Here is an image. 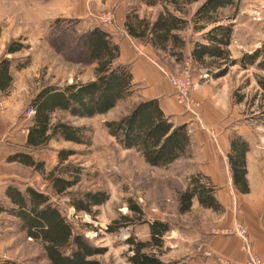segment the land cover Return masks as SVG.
I'll use <instances>...</instances> for the list:
<instances>
[{
    "label": "rangeland",
    "instance_id": "rangeland-1",
    "mask_svg": "<svg viewBox=\"0 0 264 264\" xmlns=\"http://www.w3.org/2000/svg\"><path fill=\"white\" fill-rule=\"evenodd\" d=\"M203 1L206 0L187 6V14L184 16L177 13L178 16L190 21L186 30L180 32L188 42L182 61H177L175 57L162 51L160 54L161 60L169 68L176 66L170 58L179 64L178 72L169 73V75H181L185 69H190L194 80L193 90L198 84L210 81L213 73L218 71V66L222 65L208 59V66H201L195 64L191 57L192 43L203 42L202 35L213 27L209 26L203 33H193L191 19ZM120 5L124 6L127 14H137L139 18H146L151 22L156 20L162 10L161 6L148 7L136 0L0 2V61L10 59L13 65L12 87L7 93L0 92V171L4 169L5 174L17 176V179L10 180L15 182L14 184L18 183L22 186L28 184L37 189L49 191L48 179L52 171L55 172V176L72 180V173L75 174L76 169L81 170V181L68 194L60 197L53 196V201L73 225L75 232L82 236L90 247L103 250L101 254L94 257L102 264H130L128 258L132 252L127 241L131 237L137 241L150 240V226L143 221L154 220L168 222L172 229L164 237L163 247L154 250L163 261H177L183 258L182 260L187 263L201 264L205 262L202 256L205 250L199 247L201 243L194 242L198 233L193 234L192 231L204 226L207 232L213 233V226L220 229L219 214L223 223L235 218L241 221L244 218L242 216L245 215L242 210L251 206L259 207V216L256 217L262 219L264 191H255L249 196L240 195L238 201L232 198L233 200L226 207L220 209L219 214L218 211L203 210L202 207L197 206L196 200L190 212L180 213L179 195L188 189L193 179L190 180V178L199 172L198 152L195 151L193 158H182L167 168H153L139 153L123 148L106 128L107 122L121 119L137 104L136 91L133 96L120 102L106 115L93 119L72 120L75 125H85L89 128L91 146L54 140L42 149L25 148V136L28 135L33 116L28 114L30 102L44 86L64 87L75 82L87 83L92 78H96V65L83 61L82 50L75 46L77 38L84 31L95 26L106 28V31L116 27L117 11ZM40 11H43L42 19H38ZM235 12L226 9L222 16L227 18ZM236 13L235 20L231 22L234 26L232 44L228 47L234 60L241 59L246 54L244 51L251 52L255 45L260 44L264 48V0H241ZM108 16L113 17L112 24L103 23ZM57 20L63 22L55 27ZM67 21L76 23L71 25ZM222 24L230 23L224 20ZM70 26L76 30L74 35L76 40L73 38L62 44L61 41L55 42L51 39V33L55 29L64 31ZM11 42L22 44L25 48L16 54L7 55L6 49ZM24 65L27 67L18 68ZM228 69V73L222 78L225 83H228L229 91H232L231 102L224 120L218 126L239 136L264 125V122H261L264 119V91L257 83L258 77L264 78V71L255 66L243 70L238 64ZM231 87H233L232 90ZM194 102L198 105L195 110L196 117L201 122L198 111L200 104ZM63 116L58 114L56 118ZM60 150H73L75 154L61 164L58 156ZM12 153L31 155L35 163L39 164L38 168L28 167L19 162L10 164L8 154ZM254 178L256 183L264 186V168H261V172ZM5 187L6 184H0V203L5 202ZM212 188L214 194L217 193V187ZM99 191L107 192L109 199L103 205L94 207L91 214L79 212L70 204L74 196ZM129 200L141 206L144 213L142 221L129 211ZM123 216H130L135 221L125 223L122 220ZM17 222L6 213L0 214V261L50 264L45 258L43 247L20 232ZM241 224L246 226L244 222L238 225ZM111 225L117 230L109 232L108 228ZM234 230H236L235 227ZM234 230L227 231L234 234ZM177 232L183 239L177 237ZM247 241L250 242L249 232ZM244 245L245 242L243 247ZM196 257L200 258V261L194 260Z\"/></svg>",
    "mask_w": 264,
    "mask_h": 264
},
{
    "label": "trees",
    "instance_id": "trees-1",
    "mask_svg": "<svg viewBox=\"0 0 264 264\" xmlns=\"http://www.w3.org/2000/svg\"><path fill=\"white\" fill-rule=\"evenodd\" d=\"M148 7L161 6L155 21L139 18L137 14H127L124 28L133 39L150 44L155 49L165 52L182 61L183 52L188 44L180 32L186 30L190 21L177 13L187 14L186 7L201 0H136ZM241 0H206L194 13L191 23L193 33H203L209 26L210 30L202 35L201 41L192 43L191 57L195 64L208 66V59L213 63H221L214 78H222L229 67L240 66L243 70L255 66L264 71V48L251 54L246 53L241 59L234 60L228 47L232 44L236 12ZM226 9L236 11L227 18L222 16ZM227 20L230 24H222ZM63 21L57 20L55 27ZM74 25L76 22L67 21ZM67 28L64 31L55 29L51 39L55 42L67 43L75 39L76 30ZM1 37V30H0ZM75 46L82 50L83 61L96 65V78L87 83H72L64 87L44 86L32 99L28 109L34 110L25 148L37 150L47 147L51 141L63 140L77 145L91 146L89 128L85 125H75L74 119H93L106 115L118 106L120 102L133 96L137 85L129 65L118 64L121 49L113 40L111 34L101 26L92 27L83 32ZM74 46V47H75ZM25 48L22 44L11 42L6 49L7 55L16 54ZM77 48V47H76ZM27 65L18 66L26 68ZM12 61H0V92L7 93L13 83ZM213 72V71H212ZM257 83L264 91V78L258 77ZM58 114L63 117L56 118ZM71 120V121H70ZM109 134L127 150L139 153L145 162L153 168H167L178 160L191 154V136L187 125L175 126L163 112L158 100H146L133 106L131 111L117 121L106 123ZM250 147L241 136L231 139L228 153L233 184L239 193H249L247 180V153ZM75 152L60 150V163L63 164ZM9 162L23 163L37 169L32 156L16 153L8 158ZM80 171L72 173V180L49 175V191L37 189L31 185L10 184L4 193V203H0V214L6 213L16 219L20 232L32 241L39 243L44 250L45 258L50 264H102L94 257L103 250L90 247L84 238L75 232L73 225L67 220L59 206L53 201V196H63L80 181ZM197 197L201 206L219 211L222 206L214 196L212 187L202 184L200 179L193 178L187 190L179 195L180 213L191 210L192 201ZM109 199L107 192H86L71 198L70 204L79 212L91 214L94 207L101 206ZM129 211L143 220L141 206L129 200ZM125 223H132L133 218L123 216ZM150 226V240L137 241L131 237L128 262L130 264H189L184 260L165 262L154 252L164 245V237L172 229L168 222L160 220L143 221ZM117 229L111 225L109 232ZM0 264H21L12 260H1Z\"/></svg>",
    "mask_w": 264,
    "mask_h": 264
},
{
    "label": "crops",
    "instance_id": "crops-1",
    "mask_svg": "<svg viewBox=\"0 0 264 264\" xmlns=\"http://www.w3.org/2000/svg\"><path fill=\"white\" fill-rule=\"evenodd\" d=\"M7 1L9 0H0V2ZM38 14L40 15L38 19L44 17L43 11ZM126 14L124 6L120 5L117 11V26L107 30L121 49V55L117 63L131 67L134 83L137 85L135 93L137 94V103L146 100H158L163 112L175 126L187 125L191 136V154L187 158H193L195 151L198 152L197 156H199L197 160L199 172L197 175H193L190 180L198 178L206 186L217 187V193L214 196L222 207H226L233 199L238 201L240 195L249 196L255 191L263 192L264 186L261 183H256V178L253 179V177L261 172V168H264V125L253 129L252 132L249 130L239 135L248 142L250 147L249 152L246 154L247 180L250 190L247 194L239 193L233 184L232 171L230 170L227 156L231 147V139L235 135L238 136V134H232L228 129L219 128L220 122L222 123V120H224L231 102L232 91H229L228 83L223 81L224 77L216 79L211 76L210 81L195 86L192 98L200 104L198 111L201 115V122H199L195 114L189 112L178 102L175 88L168 79L169 73L178 72L179 64L173 58H170L171 62L175 63L176 66L169 68L160 58L161 51L150 44L132 39L124 28ZM261 48L262 45L258 44L253 47L251 52H244L251 54ZM92 80L94 78L89 81ZM232 89L233 87H231ZM261 122H264V119ZM26 139L27 134L25 142ZM14 154L16 153L8 154V156L10 157ZM16 163L10 162V164ZM3 170L0 171V184H6L5 193L7 185L15 183L10 180L18 177L7 175ZM195 200L197 206L202 207L203 210L214 211L201 206L197 197L193 199L192 207L195 206ZM242 211L245 213L242 216L244 217L243 220L239 221L238 218H235L227 220L226 223L221 222V215L219 214L220 229H216L217 227L213 226V233L212 231L207 232L204 226L195 228L192 231L193 234L198 233L194 242L201 243L199 247L205 250L202 255L205 262L203 261L201 264H245L247 258L242 249L243 242L240 241L237 235L230 234L227 231L234 230V227L236 229V225L241 222H244L246 227H248L249 241L251 242L253 253L264 258V217L262 219L256 217L259 216V207L256 206L247 207ZM176 235H178V238L183 239L180 233L177 232ZM182 259L180 258L177 261ZM194 260L200 261V258L196 257Z\"/></svg>",
    "mask_w": 264,
    "mask_h": 264
},
{
    "label": "built area",
    "instance_id": "built-area-1",
    "mask_svg": "<svg viewBox=\"0 0 264 264\" xmlns=\"http://www.w3.org/2000/svg\"><path fill=\"white\" fill-rule=\"evenodd\" d=\"M112 22V16H108L103 21V23L106 24H112ZM168 79L172 86L175 88L178 102L188 111L196 115L197 113L195 112V110L198 105L191 98V93L194 87V80L190 69H185L181 75H168ZM34 113L35 112L33 109H29L28 114L30 116L34 115ZM234 234L237 235L241 241L245 242L243 250L245 251L247 256L246 264H264V258L262 256L254 254L252 252V245L247 241L248 228L243 224L237 225L236 230H234Z\"/></svg>",
    "mask_w": 264,
    "mask_h": 264
}]
</instances>
